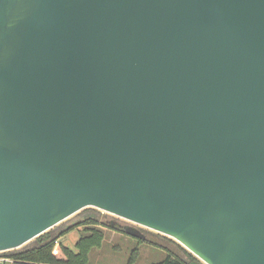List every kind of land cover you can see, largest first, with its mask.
<instances>
[{"label": "water", "instance_id": "water-1", "mask_svg": "<svg viewBox=\"0 0 264 264\" xmlns=\"http://www.w3.org/2000/svg\"><path fill=\"white\" fill-rule=\"evenodd\" d=\"M86 208L264 264V0H0V252Z\"/></svg>", "mask_w": 264, "mask_h": 264}, {"label": "rangeland", "instance_id": "rangeland-1", "mask_svg": "<svg viewBox=\"0 0 264 264\" xmlns=\"http://www.w3.org/2000/svg\"><path fill=\"white\" fill-rule=\"evenodd\" d=\"M94 214L97 216L99 222L110 223L111 221H114L116 224L120 223L121 227L131 226L138 229L151 243L140 242L136 238L127 234L99 225L98 228L104 235L102 245L99 248H94L90 251L89 264H126L132 251L136 248L139 249V255L134 264L158 263L163 260L170 251L180 254L181 245L173 239L94 208H86L79 211L62 223L53 227L51 230H56L57 228L63 229L67 226L77 224L83 221L85 216ZM85 228L86 226H80L58 239L53 248V253L57 257H64L61 252V247L67 246L73 248L79 237L86 234L84 231ZM35 241L36 239H33L17 250L33 245ZM10 252L11 251H8L4 255L8 256L7 254ZM198 261L199 264H204L199 259ZM5 264H12V261L10 263L6 262Z\"/></svg>", "mask_w": 264, "mask_h": 264}, {"label": "trees", "instance_id": "trees-1", "mask_svg": "<svg viewBox=\"0 0 264 264\" xmlns=\"http://www.w3.org/2000/svg\"><path fill=\"white\" fill-rule=\"evenodd\" d=\"M99 225L125 234L123 230H120L109 223L99 222L95 214L87 215L83 221L77 224L67 226L63 229H50L35 238L36 241L33 245L20 250L11 251L7 255L12 260V264H89L90 251L94 248H99L102 245L104 235L98 228ZM80 226H86L84 229L86 234L79 237L73 248L62 246L61 252L64 257H57L53 253V248L58 239ZM137 240L140 242L151 243L147 237L145 240ZM138 255L139 250L136 248L132 251L126 264H134ZM154 264H199V261L194 255L180 246V254L170 251L163 260Z\"/></svg>", "mask_w": 264, "mask_h": 264}, {"label": "built area", "instance_id": "built-area-1", "mask_svg": "<svg viewBox=\"0 0 264 264\" xmlns=\"http://www.w3.org/2000/svg\"><path fill=\"white\" fill-rule=\"evenodd\" d=\"M6 252H0V264H5L6 262H11L12 260L10 259V257L5 256Z\"/></svg>", "mask_w": 264, "mask_h": 264}, {"label": "flooded vegetation", "instance_id": "flooded-vegetation-1", "mask_svg": "<svg viewBox=\"0 0 264 264\" xmlns=\"http://www.w3.org/2000/svg\"><path fill=\"white\" fill-rule=\"evenodd\" d=\"M123 220H124V219H123ZM109 224H111L112 226L117 227V228H119L120 230H123V231H124V229L127 228V227H130V228H131V226L121 227V224H120V223L116 224L114 221H111Z\"/></svg>", "mask_w": 264, "mask_h": 264}, {"label": "crops", "instance_id": "crops-1", "mask_svg": "<svg viewBox=\"0 0 264 264\" xmlns=\"http://www.w3.org/2000/svg\"><path fill=\"white\" fill-rule=\"evenodd\" d=\"M139 250V249H138Z\"/></svg>", "mask_w": 264, "mask_h": 264}]
</instances>
